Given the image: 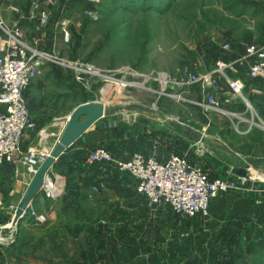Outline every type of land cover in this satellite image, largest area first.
Segmentation results:
<instances>
[{"label":"rangeland","instance_id":"obj_1","mask_svg":"<svg viewBox=\"0 0 264 264\" xmlns=\"http://www.w3.org/2000/svg\"><path fill=\"white\" fill-rule=\"evenodd\" d=\"M31 1L0 0V19L10 25L17 19V15L11 11L12 7H20L27 12ZM93 6L90 0L75 1L69 15L72 41L65 45L57 35L53 42L55 44L42 48L61 59L59 64L52 61L46 64L48 73L57 71L55 75L63 78L73 76L80 85L77 73L69 65L72 61H80L106 71L131 68L146 75L166 72L178 79L179 70L183 67H192L203 75L216 69L220 61L233 63L238 60L247 46L264 44V0H100L95 7L100 15L96 21L84 14L86 9ZM31 38L34 36L31 35ZM225 45L231 49L226 51ZM235 65L245 67L239 63ZM232 72L229 70L227 74L230 76ZM219 76L220 83L226 84L224 77ZM69 82L39 79L37 86L32 85L25 92L31 110L33 106L42 104L38 115L40 118L51 121L65 119L66 122L77 105L99 97L106 99L110 110L120 111L119 114L109 112L113 127L149 126L150 132H156L152 133V142L156 144L160 142V133L176 138L181 134L180 123L196 124L207 113L215 120L227 118L213 110L204 113L196 109L190 100L192 93H195L193 88H201L199 85L169 87L171 96L166 97H159L155 92L130 89L126 91V98L120 99L117 96L119 89L115 87L104 92L105 96L101 95L100 90L105 84L99 80H92V85H88L90 88L81 84L74 92L68 89L73 87ZM128 100L132 103H118ZM133 105H144L156 111H127L126 108ZM248 110L256 114L251 106ZM50 147L54 148L53 145ZM176 153L180 154L178 151ZM221 153L226 154L224 151ZM253 174L257 179L251 184L255 185L254 190L252 186L244 187L219 194L214 199L232 200L238 196L237 193H245L249 197L261 193L264 174L254 171ZM97 187L98 192L93 189L88 195L90 201L84 203L86 213L83 215L87 216V220L83 219V215H75L65 202L59 206L57 218L50 219L46 225L34 224L28 217L25 218L26 225L14 224L13 218L5 232L10 236L14 231L11 245L23 254L22 257L13 255V264H162L150 261L151 255L148 254L151 252L147 244L134 235L139 229L135 223L116 222L114 215L118 207L113 205L104 210L99 207L98 200L105 196L103 192L107 186ZM127 192L116 196L112 194L109 198H121ZM142 201L146 203L144 199ZM145 205L157 214L161 211L176 214L168 205L152 208L147 203ZM124 212H128L127 205ZM96 213L97 217L94 215ZM109 214L111 216L108 217ZM80 219L81 223L76 224Z\"/></svg>","mask_w":264,"mask_h":264},{"label":"crops","instance_id":"obj_2","mask_svg":"<svg viewBox=\"0 0 264 264\" xmlns=\"http://www.w3.org/2000/svg\"><path fill=\"white\" fill-rule=\"evenodd\" d=\"M28 34L33 36L30 29ZM42 39L45 46L52 44V36ZM236 62L237 60L232 63L233 66ZM47 70L48 67L45 66L32 85L37 86L39 79H62L72 82L73 85H70L73 87L68 89L73 92L78 86L81 87L73 76L63 78L55 75L57 71L48 73ZM231 70L233 72L230 76L240 77L245 82L244 98H234L227 83H220V80L217 89L205 91L199 87L193 88L195 93H192L190 101L197 110L204 113L207 111L205 105L210 93L216 97L223 111L218 113L227 117L226 120H215L207 113L196 124L183 123L202 134L201 141L192 137L190 131L184 133L181 130L176 138L160 133V142L156 144L152 142V133L156 132H150L149 126L143 127L142 124L135 128L113 127L110 114L94 124L56 161L49 172L50 177L63 183V196L48 200L40 193L31 203V207L44 217L43 224L57 218L56 212L63 202L68 203L75 215L85 214L84 203L90 201L88 195L92 193L93 187L107 186V190L103 192L105 196L98 200L99 207L104 210L115 205L118 207L114 215L116 222L135 223L139 229L134 235H138V239L147 244L148 251L151 252L148 255H151L150 261L153 263L264 264V189L254 197L237 193L238 196L235 197L230 195L232 200L213 199L212 214L208 217L172 215L163 211L157 214L154 210H148L142 198H137L140 196L137 194L136 181L129 174L120 173L112 164H90L88 161L91 152L98 147L108 149L115 158L122 161L129 160L134 153H142L166 162L171 156L178 154V151V155L185 156L214 178L234 179L240 169L264 174V82L251 80L248 67L240 68L235 65ZM96 101L106 102L94 97L83 103ZM249 106L256 114L249 112ZM42 107V104H38L30 109L37 121V129L25 136L24 153L31 149L55 146L65 128V119L51 121L49 118H40L38 115ZM223 151L226 152L225 155H222ZM22 160L23 156L17 155L13 163L0 166V199L4 202V209L0 211V228L6 239L0 241V264H13V255H23L21 250L12 246L13 242L8 241L9 235L5 232L15 218L18 205L34 177L23 166ZM124 191H128L126 196L109 198L112 194L116 196ZM130 192L132 197L129 196ZM126 205L129 216L128 212H124ZM94 215L98 216L97 213ZM83 219L87 220V216L83 215ZM80 221L81 219L76 224L81 223ZM21 223L26 225L27 221Z\"/></svg>","mask_w":264,"mask_h":264},{"label":"built area","instance_id":"obj_3","mask_svg":"<svg viewBox=\"0 0 264 264\" xmlns=\"http://www.w3.org/2000/svg\"><path fill=\"white\" fill-rule=\"evenodd\" d=\"M75 1L78 0H32L27 12L20 7H12L11 11L17 15V19L10 25L0 19V166L13 163L17 155H22L23 166L34 175L38 164L42 163L53 149L47 147L31 149L26 153L23 151L25 136L37 129V121L30 111L25 92L41 75L47 63H60L59 57H54L42 49L45 46L42 37L52 36V44L49 46L55 44L53 42L57 35L65 45L72 41L69 15ZM90 1L94 6L86 9L84 14L96 21L100 15L95 7L100 0ZM29 29L34 38L29 39ZM224 49L229 51L231 47L225 45ZM236 63L248 67L251 80L264 82V44L247 46ZM69 65L77 73L78 81L87 88L92 85V80L103 82L105 85L100 90L103 96L104 90L110 91L113 87L119 89L117 96L119 95L120 99L126 98V91L130 89L155 92L159 97L171 96L169 87L174 89L199 85L202 90L208 91L219 87L220 75L224 77L234 98H244L245 82L240 77L229 76L227 72L234 66L224 61L218 62L216 69L203 75L195 72L192 67H183L179 70L178 79L181 81L166 72L146 75L131 68L106 71L80 61H72ZM150 82L157 85L152 86ZM118 103L126 105L132 102L128 100ZM104 104L108 107L107 101ZM205 107L206 110L223 112L216 97L210 93L207 95ZM67 121L68 119L65 125ZM88 161L90 164H112L120 173L129 174L136 181L137 194L151 208L168 205L176 214L189 217L210 216L211 202L217 195L250 186L254 190L255 185L251 184L257 180L250 173L248 179L214 178L185 156L178 154L171 156L166 162L142 153H134L129 160L122 161L115 158L108 149L98 147L91 152ZM93 189L94 192L99 190L97 186ZM64 192L61 180H55L48 174L41 189L45 198L56 200L63 196ZM3 209L4 202L0 199V211ZM26 217L31 218L34 224L45 222L44 217L31 205ZM0 229L3 232V229ZM4 240L6 239L2 236L0 241ZM13 240L14 231L8 238L10 242Z\"/></svg>","mask_w":264,"mask_h":264},{"label":"water","instance_id":"obj_4","mask_svg":"<svg viewBox=\"0 0 264 264\" xmlns=\"http://www.w3.org/2000/svg\"><path fill=\"white\" fill-rule=\"evenodd\" d=\"M127 111H149L154 113L155 109L147 108L144 105H133L126 108ZM119 114V110H110L104 103L87 102L85 104L76 107L68 118L65 125L63 133L57 142V144L52 149L50 155L40 164H38V169L34 174V177L27 188L23 198L21 199L13 223L19 224L26 218V213L31 203L39 196L41 193L42 186L44 184L45 178L48 176L50 170L56 163L58 159L71 147L73 146L85 133H87L90 128L96 124L99 120L105 118L108 114ZM182 132H191L192 137L196 140H203V135L197 130L191 129L189 126L184 124H179ZM236 176L240 178H249V171L247 169H240L236 172ZM3 232L0 229V240L2 238Z\"/></svg>","mask_w":264,"mask_h":264},{"label":"bare ground","instance_id":"obj_5","mask_svg":"<svg viewBox=\"0 0 264 264\" xmlns=\"http://www.w3.org/2000/svg\"><path fill=\"white\" fill-rule=\"evenodd\" d=\"M111 87H112V86H109V88H111ZM107 91H109V90H108V89H107V90H104V92H107ZM250 174H251V176L254 175V174H253V171H251ZM258 176H259V175H258Z\"/></svg>","mask_w":264,"mask_h":264},{"label":"trees","instance_id":"obj_6","mask_svg":"<svg viewBox=\"0 0 264 264\" xmlns=\"http://www.w3.org/2000/svg\"><path fill=\"white\" fill-rule=\"evenodd\" d=\"M30 109H31V107H30Z\"/></svg>","mask_w":264,"mask_h":264}]
</instances>
